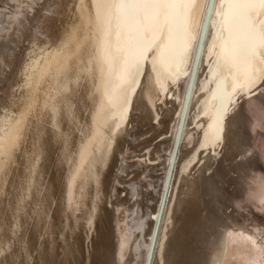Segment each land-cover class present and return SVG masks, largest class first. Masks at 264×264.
Masks as SVG:
<instances>
[{"label":"rangeland","instance_id":"374dc122","mask_svg":"<svg viewBox=\"0 0 264 264\" xmlns=\"http://www.w3.org/2000/svg\"><path fill=\"white\" fill-rule=\"evenodd\" d=\"M37 1L39 2L33 14L29 13L32 18L30 22L15 29L13 32L15 35L13 44H11V47L3 49L0 53V128L7 130L16 121H20L19 134L16 138L15 146L6 155L0 157V264H49V261H51L50 264H110L108 260L110 258L107 255L112 248L110 249L109 245H114L111 242L112 238H110L112 224L109 212L111 207L109 197L110 191L107 190L105 196H102L99 194L100 189L96 190L97 186L100 185L101 187L105 180L102 179L101 184L99 183V185L96 186L97 183L92 178L89 180H87L88 178H84V182L79 183L76 178L71 179L70 177V173L74 169V165H71L69 158L73 143L71 139L74 136H72V134H75L78 130L77 127L81 122V116L84 112L86 113L82 96L83 88L85 87V78L87 79L89 77L88 80L94 82L97 86H99L100 82V75L97 74L99 72L95 59L97 55L96 42L91 31V26L88 23V17L91 12L90 0H62V2L59 0ZM46 14L49 15V20L47 22L42 20L43 15ZM3 22H5V20ZM218 44L219 43H217V45ZM182 68L183 65L181 71L183 70ZM89 74H91V77ZM179 76L180 75H178L175 80L168 78L165 87L161 88L156 83L154 74L150 72V65L146 64L145 75L139 77L138 84L134 89L135 93L133 92V95H139L138 98H141V100L146 98V100H142L144 106L140 104L137 105L135 109L127 106L125 112L126 125H124V123L123 126L120 125L119 127L115 125V131L119 142H126L125 144L129 146V148H126L129 158L128 155L126 156L127 160L133 164L131 163V166H128V172L131 173L132 171L139 170L141 167H139V165L141 164L143 166L146 165L144 169L146 172H143L149 173L145 179L142 178L144 180L139 186L136 184V181L140 174V177H144L142 176L144 175L143 172L139 175H129V177H127L129 179L125 178L124 180L126 181L119 183L124 185V187L126 186V191L122 190L123 188L121 186L117 191V195H119L121 201H124L125 204H122L130 210L132 209L131 211H134L137 207L136 205L139 204L142 213L145 214H143V219L148 218V220H152L154 217V224L162 200L161 192H163L161 189L160 194H158L157 188L160 187L164 172V166L162 164L160 165V159L158 158L160 154L164 153V149L160 144L162 137L158 136V134L164 127L165 122L169 120L170 114L174 108L176 86L174 87L173 85H176V82L179 81ZM92 78L95 80L93 81ZM97 80L99 82H97ZM170 81L171 83L173 82L172 85ZM211 83L212 82H209L207 84L206 95L202 97L203 105L196 108L194 115H192L194 118L193 124H197L199 128H201V121L203 118H205V123L208 122L209 124L210 122V119L207 118L208 114H205V102L208 101V97L211 93L210 90L213 89L215 85L214 80V85ZM263 85L264 82L258 85L260 86L257 88L258 92H262ZM141 87H143V89ZM145 89L148 91L147 93ZM101 96V94L98 96L99 100L103 99ZM236 100L237 103L234 105L238 107L236 111L239 110V115L241 117H239L237 112L239 123L243 125L241 133L243 132V135L246 134V136H244L246 137L245 141L247 144L250 142L253 149L249 155L247 154L245 156L246 159L243 158L244 156L240 153L233 152L237 141V136L235 137V135L237 134H232L238 133L240 128L237 125H235V129L225 125L222 139V142H225H220L218 145L213 146L210 141L205 148L200 147V150L196 154L197 156L195 155L193 162L190 163V168L193 166V169L189 168L186 172L185 183L187 186L185 187L188 189L191 182L193 183L191 186L195 187L200 181L209 185L208 177L207 181L205 180L206 172L208 174L209 170V173L212 169L216 170L218 179L212 178L211 180H215L220 185L219 189L223 191L222 198L226 195L230 196L229 206H231L238 218L247 224V226L254 223L264 225V206L259 204L253 196L249 195V191L252 188L251 183H248V181L246 182L243 177L238 179L236 176V174L239 175L238 168L251 164V166H249L251 167L250 173L264 177V120L261 119V117L264 119V116L256 111L253 108L254 106L250 105V103L248 104L250 106H247L248 95L245 93H240L236 97ZM130 103L131 101L129 104ZM146 103L148 104L146 105ZM234 105L230 106L229 112H232V107ZM249 110L251 113L247 112ZM247 114H250V116ZM186 116L187 112L185 113L183 125H185V120L188 119ZM247 116L257 117V121L253 126L247 124ZM243 117L245 119H243ZM155 128L159 129H157L158 133ZM73 129L76 131L73 132ZM229 131L231 132L229 133ZM0 137H5L6 139L5 132H0ZM156 137L159 142H157ZM233 137L236 139H233ZM50 141L52 143H49ZM180 141L181 139H179V142ZM225 143H228V145ZM188 146L189 145L186 144L182 145L181 149H186ZM230 146L233 147L230 148ZM249 158H251V162L248 160ZM246 160H248L247 163ZM139 161H141V163L138 164ZM151 162H153V164ZM239 162H241V165ZM207 167H210V169ZM114 169L115 166L113 170ZM68 172L70 173L68 174ZM211 173H213V171ZM190 177L194 182L189 179ZM133 179L135 182H133ZM58 180H60V182ZM61 181L63 182L61 183ZM72 183L74 185H72ZM132 183L136 185V191L130 188V186L133 185ZM149 183H151V185ZM87 190L91 193H88ZM189 190L191 191L190 188ZM212 193H217L212 194V200L217 199L214 201H218L220 192L216 190L212 191ZM56 196H58L57 199ZM188 198L189 197H186V195L184 197L183 193L179 196L181 200L179 201L178 199L180 203L178 212H180L179 216L181 218L179 217L177 221H173L170 224L169 235L171 239L168 240L169 244L164 252L166 253L167 251L164 257L167 256L165 259L169 261V264H173V262H175L174 264H186L185 262L189 264L191 258L189 257L191 253L187 254L188 252L182 251L187 245L189 240L188 237H191L188 226L185 224L187 223L185 218H187V211L190 210L187 205L189 204L191 207L194 201H190ZM65 201H67V203ZM106 201L109 203H106ZM165 202L166 201H164L163 207ZM190 203H192V205ZM66 204H69V206ZM72 205L75 206L73 207ZM181 207L184 210H182ZM78 208H81V210L79 209L80 211H78ZM145 210L147 212H149V210L151 211L149 215H152L153 212L157 214L154 213L150 219V216L147 215ZM73 211L76 213H73ZM103 212H105V219L108 218L109 220H107L108 223L106 220L103 223L101 222V214H103ZM64 218L66 220H64ZM92 218L93 221L91 220ZM66 223L68 224L66 225ZM173 224L175 227H173ZM64 225L67 227L65 228ZM94 229H96V231ZM173 229L174 231H172ZM81 231L84 232L82 233ZM97 231L100 233L98 234ZM182 232L186 233L182 235ZM81 235L84 236L82 237ZM185 235L186 237L184 238ZM80 236L82 238H80ZM97 236H101L100 239L98 237L101 242L95 239ZM140 236L141 235L138 234L136 241L142 240V236ZM172 237H174V240ZM107 239L109 240L107 241ZM176 239L181 240L182 244H180L181 241H177ZM211 240L213 241L212 238ZM211 240L209 237L203 240L204 242L202 243H204V248L202 247V253H208L210 251L212 245ZM189 241V243H192L191 240ZM81 243H83V245ZM149 243L151 244V241H149ZM150 244L144 245V247L142 246L143 255H145L143 258L145 261L150 251ZM53 247L55 248L53 249ZM180 248L183 253H181ZM204 250L206 251L204 252ZM174 252L177 257L178 253L180 254L178 259L176 255H173ZM153 253H155V248L152 249L151 258L154 255ZM132 256L135 258L134 255ZM202 257L204 258V254ZM104 258H107V261ZM183 259L185 261H181Z\"/></svg>","mask_w":264,"mask_h":264},{"label":"bare ground","instance_id":"6f19581e","mask_svg":"<svg viewBox=\"0 0 264 264\" xmlns=\"http://www.w3.org/2000/svg\"><path fill=\"white\" fill-rule=\"evenodd\" d=\"M59 1L62 2V0H59ZM38 2L39 1H37V0H0V53L2 52L3 49L9 48V47H11V44H13V40L15 39L14 38L15 35L13 34V32L15 31V29H18L19 27H21L25 24H28L30 22V20L32 19L31 14H33L34 10L36 9ZM217 2H218V0H217ZM210 7L212 10L211 21H214L216 19V14H215L216 13V5L212 3V0H204L203 10L199 14L197 20L194 21V24H193L194 40H191L189 42V45H188V47L185 51V54H184L185 55V61L183 64L182 72H186L187 75H180L179 76L180 78L178 79L179 81L178 82L175 81L176 85L175 84L173 85L174 87L176 86L174 108L170 114L169 120L167 122H165V125L163 124L164 127L162 128L161 132L158 134V136L162 137L160 144L162 145L161 147L164 149V153L160 154L158 156V158L160 159V165L162 164L164 166L163 167L164 172L162 175L160 187L157 188L158 194H160L161 189L163 192H161L162 193L161 204H160V206L158 205L159 206L158 214L156 212H153V214L154 213L157 214L155 224H154V217L152 220H148V218L147 219L144 218L145 220L143 219L144 213H142V210H141V207L139 204L136 205L137 207H136V209H134V211H131L132 209L130 210L129 208H126L124 206V204H125L124 201H121V198L119 197V195H117L118 194L117 191L119 190V187H121V186L123 188L122 190L126 191V188H125L126 186L124 187V185H121L119 183L126 181V180H124L125 178L129 179L127 177H129V175H131V174H138L139 175L140 173L145 171L144 169L146 168L145 167L146 165L143 166L140 164L139 167L140 166L141 167H140V169L138 168L139 170L132 171L131 173L128 172L129 169H127V168H128V166H131L130 164L132 163V162L130 163L127 160V156H126V155H128L127 154L128 150H126V148H129V146L125 144L126 142L125 143L119 142V139L117 138V133L115 131V125L118 124V121H119L118 119H120V118L118 116L116 117L115 120L110 118L111 113L115 110L112 109L111 107H109L106 102H104L103 111L101 112L100 116L97 115L98 111L100 110L101 102L103 101L104 98H103V96H101L103 99L99 100L98 96L101 94L98 91L99 86L95 85L94 82L88 80L89 77L87 79L85 78V83H84L85 87L83 86L84 88H83L82 96H83L84 108H85L86 113L84 112L82 114V116L80 115L81 116V119H80L81 122L80 123L78 122L79 123V126L77 127L78 130L77 131L75 130L76 131L75 132L73 129V132H75V134H72V136L74 135L73 138L71 137L72 139L70 138L73 141V143H72V149L69 153V158L71 161V165L72 166L74 165V169L71 167L73 169V171L71 173L68 172V174L70 173L71 179L76 178L77 182H79V183L80 182L83 183L84 178H86V179L88 178L87 180L92 178L97 183L96 186L99 185V183L101 184L102 179L105 180L104 184L102 183L101 187H100V185L97 186L96 190L100 189L99 194H101L102 196H105L107 190L110 191L109 197H110L111 207H110L109 212H110V218H111L112 224H111V232L110 231L109 232L111 234L110 238H112L111 242H112V244H114L113 246H111V245H109L110 247L108 246L110 249L112 248L107 255L110 258V259H108L110 261V264H169V261H167V259H165V258H167V256L164 257V254H166L167 251H166V253H164V252H165V249L167 248V246L169 244L168 240L171 239V237L169 235V233H170L169 229L171 227L170 224L173 221H177L180 217L179 216L180 212H178V209H180L179 208L180 203L178 202V199L182 193L184 194V197L186 195V197H189L188 199H190V201H194L193 205H192V203H190L192 205L191 207L189 204L187 205V203H186V205L190 208V210L189 211L186 210L187 211V213H186L187 218H185L187 221V223H185V224H187L188 231L191 234L190 235L191 237H188V238H189V240L192 241V243H189L190 241L188 240L187 245L185 246V248L182 249L183 252H185V251L188 252L187 254L191 253L190 254L191 256H189V257H191L189 260V264H264V225H259L257 223H254L250 226H247V224H245L243 221H241L238 218V216L235 214V212L233 211L231 206H229V204H230L229 201L231 199L230 196L226 195L224 198H222L223 197V191L221 189H219L220 185L215 180H211L212 178L216 179L218 177V173L216 172V170L212 169L213 173H211L212 171L209 173L210 170L208 171V174L206 172L205 180L207 181V177H208L209 185H207V183H205V182L200 181L199 184L195 187L191 186V184L193 185V183L191 182L190 187H189L191 189V191L189 190V188L187 189L185 187V186H187L185 183L186 172L190 168V163L193 162L195 155L200 150V144L204 138V133L208 130L207 129L208 122L205 123V118L202 119L201 128H199L197 124H193L194 118L192 117V115H194L196 108L203 105L202 97L204 95H206L205 89L207 88V84L209 83L210 77L212 76V73L209 70V61L207 59L208 49L212 43L214 31H215L212 22L207 19V15H208V11H209ZM29 13H31V14H29ZM5 17H6V19H5ZM48 18H49V15L46 14V15H43L42 20L47 22L49 20ZM4 20H5V22H3ZM217 43H219V41H217ZM201 45H202V48H201ZM94 73H96V72H94ZM97 74L99 75V73H97ZM89 75L91 77V74H89ZM97 79H98V77H97ZM94 80L95 79H93V81ZM97 82H99V81L97 80ZM170 83H171V81H170ZM99 84H100V82H99ZM172 84H173V82L171 83V85ZM211 84L214 85L213 82ZM214 87H215V85H214ZM214 87H213V89H214ZM258 87H260V86L257 85L256 88L251 89L250 94H246V95H248L247 106L253 105L254 106L253 108L256 111L263 114L262 116H264V85L262 88V92L257 91ZM141 88L143 89V87H141ZM213 89H211L210 92H212ZM148 90H149V88H148ZM140 92H143V91H140ZM147 92L148 91L146 90V93ZM134 93H135V91H134ZM133 94L130 96L131 103L128 104V107L135 109V107L137 105H140V104L143 105L142 100H144V99L146 100V98L141 100V98H138L139 95L136 96ZM143 95H145V94H143ZM149 95H151V94H149ZM148 103H150V102H148ZM148 103H146V105ZM207 103H208V101L205 102V105H207ZM249 103H250V105H248ZM237 108L238 107H235V105H234L232 107V112H229L228 115H226L225 120H224V126L226 125L228 127H232L235 129V125H237L240 128L239 129L240 131H238V133L236 132V133L232 134V135L237 134V135H235V137L237 136V139L233 137V139L237 140L236 146L233 149L234 150L233 152L240 153L241 155L244 156V157L243 156L242 157L246 159L245 156L247 154L249 155V153L253 149V146L250 142L248 144L246 143V141H245L246 137H244V136H246V134L243 135L244 133L243 132L241 133V131L243 130V127H242L243 125H241L242 123L241 124L239 123V118H238L239 110L236 111ZM243 109H244V107H243ZM186 112H187L186 117L188 119L185 120V123H184L185 125H183V120H184ZM237 112H238V115H237ZM247 112L249 113L250 110ZM247 115L250 116V114H247ZM248 116L246 117V122L249 126H253V124H255L257 121V117L256 116L255 117L254 116L248 117ZM239 117H240V115H239ZM207 118H209L211 120L212 117L210 114H208ZM243 119H245V118L243 117ZM261 119L264 120L263 117H261ZM125 122L126 121L124 120L123 121L124 125H126ZM123 123L120 125L123 126ZM157 129H156V132H157ZM230 132L231 131H229V133ZM156 139H157V137H156ZM179 139H181L180 142H179ZM224 139H226V138H224ZM231 139H232V137H231ZM157 142H159L158 139H157ZM223 142H225V141H223ZM226 142H229V141H226ZM49 143H52V142L50 141ZM185 144L189 145L188 148L181 149V146L185 145ZM226 145H228V143ZM58 146H59V144H58ZM231 147H233V146H230V148ZM158 150H160V149H158ZM230 151H228V152H230ZM48 153H49V151H48ZM128 158H129V155H128ZM248 160L250 161L251 158H249ZM248 160H246V163ZM65 163H66V161H65ZM139 163H141V161H139L138 164ZM151 163L153 164V162H151ZM239 163L241 165V162H239ZM237 164H238V162H237ZM59 166H61V165H59ZM59 166H57V167H59ZM114 166H115V169L113 170ZM249 166H251V164L250 165H248V164L244 165L242 168L237 167L239 175L236 174V176L238 179H240V177L241 178L243 177V179L246 180V182L248 181V183H251L252 188L249 191L250 192L249 195L253 196L259 202V204L264 206V177L258 176L257 174H251L250 173L251 167H249ZM192 167L190 169H193ZM207 168L210 169V167H207ZM50 169H51V167H50ZM66 171H68V170H66ZM251 171H253V170H251ZM64 172H65V170H64ZM145 172H143L144 175H142L144 177H140L141 174H140L139 178L137 177L138 179L136 181V184L138 186L141 185L143 180L145 179V177L148 176L149 173L147 174ZM191 172L193 173L192 170H191ZM67 178H68V176H67ZM142 178H144V179H142ZM237 178H236V180H237ZM66 179H65V181H66ZM189 179H191V181L193 180L191 177ZM58 181L60 182V180H58ZM195 181H196V179H195ZM62 182L63 181H61V183ZM133 182H135V180ZM151 182H153V181H151ZM193 182H194V180H193ZM74 183H76V182H74ZM163 183H164V186H163ZM149 184L151 185V183H149ZM72 185H74V184L72 183ZM92 188H94V187H92ZM130 188H132V190L135 189V191L137 190L135 184L130 186ZM79 190H80V188H79ZM88 190H89V188H88ZM216 190H217V192L218 191L220 192L219 193L220 194V197H219L220 201L219 200L214 201L217 199L212 200V198H211L212 194H217V193H212V191H216ZM92 191H93V189H92ZM88 193H91V192L88 191ZM77 195H78V193H77ZM207 195H208V197H207ZM87 196H88V194H87ZM57 197L58 196H56V199H57ZM97 197H98V195H97ZM93 198H95V197H93ZM180 200L181 199H179V201ZM164 201H166V202H165V205L163 207ZM65 202L67 203V201H65ZM106 203H109V202L106 201ZM122 203H124V204H122ZM70 204H71V202H70ZM93 204H94V202H93ZM126 204H127V202H126ZM66 205L69 206V204H66ZM77 205H78V203H77ZM97 205H99V204H97ZM72 206H70V207H72ZM105 206H106V204H105ZM79 209L81 210V208H78V211H80ZM185 209H186V207H185ZM182 210H184V209L182 208ZM129 211H131V212H129ZM149 212H151V211L149 210ZM149 212L146 211L147 215H149ZM73 213H76V212L73 211ZM99 213H98V215H99ZM86 214H88V213H86ZM73 215H75V214H73ZM101 215H102V221L101 220L100 221L102 223L105 222V220L106 221L108 220V218L105 219V217H104L105 212H103V214H101ZM152 215H149L150 219L152 218ZM182 216H184V215H182ZM64 220H66V219L64 218ZM88 220H89V218H88ZM91 220L93 221V218ZM74 221H76V220H74ZM96 221H97V219H96ZM108 221H107V223H108ZM67 224L68 223H66V225ZM153 224H154V226H153ZM66 225H64L65 228L67 227ZM83 225H85V224H83ZM89 226H91V225H89ZM98 226H100V225H98ZM173 227H175L174 224H173ZM174 229L172 231H174ZM67 230H69V229H67ZM94 230L96 231V229H94ZM109 230H110V228H109ZM69 231H71V230H69ZM100 232H101V230H100ZM100 232H98V234ZM88 233H89V231H88ZM175 233H177V232H175ZM185 233L186 232H184V233L182 232V235H184ZM138 234H140L142 236V237L140 236L142 240L138 239L139 241H136L137 240L136 237L138 236ZM81 236H80V238H82L84 235L82 237ZM146 236H147V238H146ZM173 236L176 237L175 235H173ZM98 237L99 236H97V238H95V239H97V241L100 239L101 236L99 237V239H98ZM174 237H172L173 240H174ZM185 237H186V235L184 236V238ZM208 237L210 238V240H211V238L213 239V241L211 240V242H212L211 247L209 246L211 249L208 253L205 252L206 250H204L205 253H202L203 248H204L203 247L204 243H202V242H204L203 240L207 239ZM78 238H77V240H78ZM103 239H102V241H103ZM105 240H106V238H105ZM108 240L109 239H107V241ZM51 241H53V240H51ZM83 241H86V240H83ZM149 241H151V244L149 243ZM177 241H181V240H177ZM205 241H207V240H205ZM96 242H94V243H96ZM99 242H101V241L99 240ZM185 242H186V240H185ZM81 244L83 245V243H81ZM149 244H150V246H149L150 251L147 254L146 261H145V259L143 258V256H145V255H143L142 246L144 247V245L146 246ZM180 244H182V241ZM205 245H207V244H205ZM52 246H53V244H52ZM74 246H73V249H74ZM101 246H102V244H101ZM54 248L55 247H53V249ZM60 248H61V245H60ZM146 248H148V247H146ZM153 248H155V253H153L154 255L151 258V253H152ZM77 249H79V248H77ZM61 250H62V248H61ZM75 250H76V248H75ZM82 250H83V248H82ZM176 250H179V249H176ZM105 251H106V249H105ZM180 251H181V248H180ZM180 251H179V253H180ZM182 251H181V253H183ZM175 252L173 255H176ZM179 253H178V257L180 255ZM76 254H78V253H76ZM184 254H183V257H184ZM201 254L202 255L204 254V258L202 257ZM78 255H77V257H78ZM132 255H134L135 258H133ZM79 256H81V255H79ZM169 256H171V255H169ZM207 256H208V259H207ZM176 257H177V255H176ZM178 257H177V259H178ZM107 258L106 259L104 258V259L107 261ZM181 261H185V260L183 259ZM50 262L51 261H49V264H50ZM171 263H172V261H171ZM174 263L175 262H173V264ZM185 263L188 264V262H185Z\"/></svg>","mask_w":264,"mask_h":264},{"label":"snow or ice","instance_id":"6c2138e0","mask_svg":"<svg viewBox=\"0 0 264 264\" xmlns=\"http://www.w3.org/2000/svg\"><path fill=\"white\" fill-rule=\"evenodd\" d=\"M204 0H90L88 23L96 42L95 57L100 75L98 91L119 116L117 127L138 84L150 65L156 83L165 87L168 78L187 75L181 71L185 51L194 40L193 24L203 10ZM216 19H207L215 28L208 49L209 82L215 87L208 97L205 114L211 115L200 144L205 148L222 142L224 120L240 93L264 82V0H212ZM217 41L219 44L217 45ZM202 48V45H201ZM205 91H207L205 89ZM16 121L0 137V157L14 146L19 134Z\"/></svg>","mask_w":264,"mask_h":264}]
</instances>
